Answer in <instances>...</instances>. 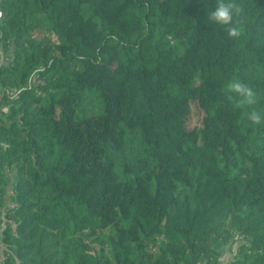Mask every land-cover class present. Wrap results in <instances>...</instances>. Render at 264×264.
Listing matches in <instances>:
<instances>
[{"label":"trees","instance_id":"1","mask_svg":"<svg viewBox=\"0 0 264 264\" xmlns=\"http://www.w3.org/2000/svg\"><path fill=\"white\" fill-rule=\"evenodd\" d=\"M235 2L230 39L216 0H0V264H220L240 237L230 264H264V0Z\"/></svg>","mask_w":264,"mask_h":264},{"label":"clouds","instance_id":"2","mask_svg":"<svg viewBox=\"0 0 264 264\" xmlns=\"http://www.w3.org/2000/svg\"><path fill=\"white\" fill-rule=\"evenodd\" d=\"M242 7L235 0H216L213 10L208 13V20L220 26L228 36V38H239L243 29L238 26L235 17H239L242 13ZM226 91L240 97L238 106L253 105L256 103V94L247 84L234 80L226 85ZM248 119L253 124H260L264 117L258 112L252 111Z\"/></svg>","mask_w":264,"mask_h":264},{"label":"rangeland","instance_id":"3","mask_svg":"<svg viewBox=\"0 0 264 264\" xmlns=\"http://www.w3.org/2000/svg\"><path fill=\"white\" fill-rule=\"evenodd\" d=\"M37 38H40V35L38 33ZM2 48L0 47V63L2 61ZM9 102H7L3 109L6 111L9 108ZM204 114L202 112V110L197 106L194 105V109H193V113L191 118L188 120V126L190 128L195 127L196 125H199L202 121ZM130 151V149H127V153ZM110 233V230H104L101 232L102 235H108ZM88 243L90 244V247L93 251L97 252L98 254H104L107 256L109 255V250L108 248L105 249V251L102 249V246L100 243L98 242H92V238L87 240ZM246 240L244 237H240V239H238L237 241H231L225 248V252L223 251L222 256L220 258V264H230L233 261L238 260L239 258V246L244 243ZM214 251V250H212ZM209 257H204V259H202V261L199 262V264H209ZM210 264H214V263H210Z\"/></svg>","mask_w":264,"mask_h":264},{"label":"water","instance_id":"4","mask_svg":"<svg viewBox=\"0 0 264 264\" xmlns=\"http://www.w3.org/2000/svg\"><path fill=\"white\" fill-rule=\"evenodd\" d=\"M0 17H1V14H0Z\"/></svg>","mask_w":264,"mask_h":264}]
</instances>
